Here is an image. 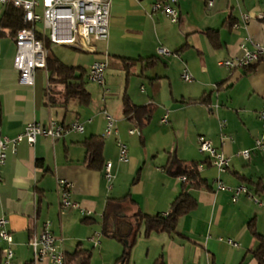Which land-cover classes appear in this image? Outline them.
Here are the masks:
<instances>
[{
  "label": "crops",
  "instance_id": "obj_1",
  "mask_svg": "<svg viewBox=\"0 0 264 264\" xmlns=\"http://www.w3.org/2000/svg\"><path fill=\"white\" fill-rule=\"evenodd\" d=\"M155 1L112 0L108 38L92 41L89 51L54 44L53 52L50 43L49 55L67 66L88 70L94 60L107 56L104 85L84 77L88 105L76 99L64 103L61 86L49 93L45 69L34 71L32 84L20 83L13 66L15 34L0 28V137L13 138L30 122L67 125L77 120L83 125L82 132L69 131L54 140L39 135L33 145L22 140L14 152L6 150L0 215L7 219L15 264H52L34 262L28 246L44 221L62 238L65 256L85 250L87 264H258L254 252L261 240L252 227L264 242V149H255L254 142L264 137L259 117L264 61L236 69L218 62L241 56L242 46H264V0H215L211 7L205 0H177L175 23L151 11ZM6 5L0 4V18ZM122 59L135 61L126 69ZM183 69L191 73V82L181 79ZM125 99L137 108L134 120L125 115ZM208 105L217 107L214 111ZM104 110L115 119V131L102 148L103 160L111 162L110 181L102 169L88 166L83 145L102 135ZM164 115L166 123L161 122ZM130 128L140 134L130 135ZM200 135L229 157L228 169L218 176L198 149ZM117 139L128 146L126 162L118 160ZM244 149L250 151L247 159L238 155ZM173 155L202 164L205 183L186 188L194 207L170 232L146 235L139 222L132 236L125 217L139 211L166 213L180 193L183 180L165 170ZM217 177L230 188L245 186L257 202L245 193L233 201L231 190H216ZM59 178L72 183L70 199L79 208L60 207ZM104 226L116 235H104ZM82 260L80 255L71 264Z\"/></svg>",
  "mask_w": 264,
  "mask_h": 264
},
{
  "label": "built area",
  "instance_id": "obj_2",
  "mask_svg": "<svg viewBox=\"0 0 264 264\" xmlns=\"http://www.w3.org/2000/svg\"><path fill=\"white\" fill-rule=\"evenodd\" d=\"M112 0H0V4H11L22 11V21L25 26L18 29L14 35L15 56L13 66L19 73V81L23 84H32L34 71L36 69L46 70V59L48 48L45 41L51 44L69 45L80 50H91L92 41L107 40L108 22L110 6ZM215 0H205L207 7H211ZM177 0H157L151 5V11H160L173 23L178 21L179 12L176 8ZM40 8V11H37ZM262 18V15H258ZM42 25V31L36 29L37 24ZM39 35V36H37ZM241 56L219 61L218 64L229 69L248 68L255 62L264 61V46L258 43L253 44L252 49L242 46ZM161 53H167L165 49H160ZM107 66V56L94 60L88 67L87 78L98 85H104V72ZM181 79L191 82L193 77L187 69L181 72ZM217 105H208V109L214 110ZM105 117V127L102 135L106 138L115 131V119L103 111ZM259 117L264 124V107L259 111ZM162 123L167 122L166 115L161 119ZM69 131L82 132L83 125L75 120L67 125L50 120L46 125L40 122L27 123L22 132L13 138L0 137V168L5 162L6 150L8 147L14 152L16 145L22 140H26L29 145H33L37 136L43 135L52 140L63 136ZM130 135L140 132L137 128L128 130ZM198 149L209 158L210 164L216 169L217 176L225 172L229 167V157L221 150L213 146L211 141L200 135L197 138ZM118 148V160L126 162L128 160V146L120 140H116ZM255 149H264V137L258 138L254 142ZM250 151L244 149L238 152L243 159L249 157ZM202 164H199V169ZM111 162L106 161L104 165V176L111 180ZM184 180V177H181ZM57 186L60 192V207L76 209L79 204L70 199L72 183L67 179H57ZM216 190H231L232 200L235 201L240 193H245L257 202V198L252 196L245 186L238 185L230 188L226 186L219 177L215 179ZM7 219L0 215V240L5 243L8 251L7 264L14 263V251L12 248V236L6 228ZM219 240H223L219 238ZM231 245H236L231 239H226ZM62 238L56 237L50 230V222L44 221L39 234L33 235L28 240L33 255L34 262L50 260L52 264H64L65 253L60 245Z\"/></svg>",
  "mask_w": 264,
  "mask_h": 264
},
{
  "label": "trees",
  "instance_id": "obj_3",
  "mask_svg": "<svg viewBox=\"0 0 264 264\" xmlns=\"http://www.w3.org/2000/svg\"><path fill=\"white\" fill-rule=\"evenodd\" d=\"M25 26L22 21V11L13 7L11 4H7L3 14L0 18V28L9 29L13 35L16 31ZM46 47L49 49L50 42L46 41ZM135 61V60H134ZM131 60L122 59L123 65L126 69L134 62ZM46 71H47V81L49 93L53 91V87L61 86L59 93L63 98V102L66 103L70 99H76L82 105H88L90 102V93L85 88L84 77L87 75V70L67 66L62 63L56 57L49 55L46 59ZM198 101H205L200 99ZM124 111L125 115L129 119H135V114L137 108L130 105L128 100H124ZM105 137L103 135L93 136L86 139L83 145L87 152V164L91 168L102 169L104 171L105 162L102 156V148L104 144ZM209 162V158L204 161ZM210 163V162H209ZM198 161H182L176 156H171L168 160L165 170L169 175L175 177H184L182 183V189L180 193L173 199L168 212L156 215H147L142 212H138L131 217H125L124 223L128 226L132 236L138 231V223L142 222L145 226V234H149L152 231H166L170 232L174 229L177 220L184 214L188 213L195 205L194 199L187 193L186 188L188 186H201L205 183L204 179L200 176ZM134 218L137 223L133 225L130 219ZM252 231L255 236L261 240V245L254 252V257L258 264H264V242L260 235H258L254 228ZM104 235L115 236L116 234L110 233L104 226L102 229ZM1 250V249H0ZM126 254V253H125ZM80 255H82L83 260L80 264H87L89 254L82 249L77 248L73 253H67L65 256L64 264H71ZM1 256V255H0ZM125 257L124 255L120 258ZM1 264V257H0ZM27 264H32L29 262Z\"/></svg>",
  "mask_w": 264,
  "mask_h": 264
},
{
  "label": "bare ground",
  "instance_id": "obj_4",
  "mask_svg": "<svg viewBox=\"0 0 264 264\" xmlns=\"http://www.w3.org/2000/svg\"><path fill=\"white\" fill-rule=\"evenodd\" d=\"M1 255H2V259H3L4 264H7V261H8V251H7V248H2L1 249Z\"/></svg>",
  "mask_w": 264,
  "mask_h": 264
},
{
  "label": "rangeland",
  "instance_id": "obj_5",
  "mask_svg": "<svg viewBox=\"0 0 264 264\" xmlns=\"http://www.w3.org/2000/svg\"><path fill=\"white\" fill-rule=\"evenodd\" d=\"M36 29L38 30V31H42V25H40V23L39 24H37L36 25ZM56 46H54V44H52V46H51V49L53 50V52H55L54 50V48H55ZM88 84V83H87Z\"/></svg>",
  "mask_w": 264,
  "mask_h": 264
},
{
  "label": "water",
  "instance_id": "obj_6",
  "mask_svg": "<svg viewBox=\"0 0 264 264\" xmlns=\"http://www.w3.org/2000/svg\"><path fill=\"white\" fill-rule=\"evenodd\" d=\"M124 242L126 243L127 241L125 240Z\"/></svg>",
  "mask_w": 264,
  "mask_h": 264
}]
</instances>
